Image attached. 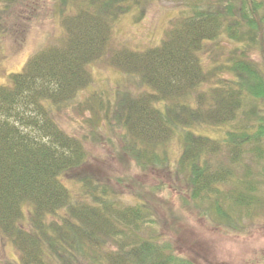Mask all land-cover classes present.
<instances>
[{"label":"trees","instance_id":"16d2710c","mask_svg":"<svg viewBox=\"0 0 264 264\" xmlns=\"http://www.w3.org/2000/svg\"><path fill=\"white\" fill-rule=\"evenodd\" d=\"M71 1L75 9L62 16V40L38 47L24 69L13 74L11 85L0 84L1 232L20 251L21 264H56L57 257L47 255L46 244L65 260L64 264L75 260V251L101 256V250L117 264H193L168 240L152 233L155 218L146 205L122 204L106 192L87 202L73 196L62 180L72 168L83 164L85 150L82 140L63 129L53 113L90 85L91 65L111 54L108 48L114 33L113 21L119 12L126 11L120 5L122 0ZM240 10L245 16L243 5L232 0L215 5L209 2L208 7L195 9L191 17L182 20L187 29L184 36L171 31L161 41L160 49L149 47L139 53L120 46L111 55L113 65L147 86L138 94L118 97L115 110L126 131L125 147L141 165L158 156L155 152L148 157L147 145L168 140L175 128L185 129L195 123H233L219 139L186 130L179 160L188 170L191 198H215L216 208L228 218L232 215L221 206L224 194L220 192L224 189L220 184L234 180L235 166L244 162L243 156L256 154V148L246 144L257 145L264 137L262 121L258 129L250 132L255 123L246 117V110L241 111L249 98H264V75L253 61L245 59L242 50L231 53L223 64L229 67L233 63L234 78L210 91L202 90L195 103L192 91H199L205 81L206 71L199 54L204 43L216 40L223 31L230 33V18L238 16ZM233 32L230 35L239 42L247 37L245 32L242 37ZM160 100L163 107L157 105ZM213 148H218L219 153L215 154ZM226 148L236 155L231 165L227 155L223 156ZM256 151L262 154L260 149ZM253 171L247 164L242 176L235 177L247 191L244 188V192L226 194L247 211L254 199ZM217 193L219 197H215ZM26 210L30 212L31 224L41 229L40 234L22 225ZM50 215L54 219L49 224ZM142 226L151 228V234L140 236L137 230Z\"/></svg>","mask_w":264,"mask_h":264},{"label":"rangeland","instance_id":"374dc122","mask_svg":"<svg viewBox=\"0 0 264 264\" xmlns=\"http://www.w3.org/2000/svg\"><path fill=\"white\" fill-rule=\"evenodd\" d=\"M224 1L227 0L121 1L120 5L126 11L117 12L113 21L114 33L108 48L111 54L91 65L90 85L79 90L69 104H61L53 113L63 129L82 140L85 150L83 164L72 168L63 175L62 180L73 196L87 202H92L97 194L106 192L107 196L122 204L146 205L153 212L156 224L153 230L139 227L138 234L143 237L155 232L193 264H264V137L257 145L248 142L246 147L256 148V154L243 156L244 162L235 166V172L240 176L247 164L254 169L252 181L255 187L251 191L254 199L250 210L239 207L226 197V194L243 191L244 188L247 191L242 183L235 180L236 174L234 180L228 179L220 184L224 189L220 192L224 194L220 199L221 206L232 215V218H228L216 208L215 198L203 201L191 198L188 170L179 164V160L186 130L219 139L233 123H195L185 129L175 128L168 140L147 145L148 157L155 152L158 156L147 165H141L125 147L123 133L126 131L116 115L119 111H115L118 97L127 93L138 94L147 86L113 65L112 52L120 49L117 48L120 46L130 47L137 52L149 47L160 49L161 41L171 31L177 32V36L187 33L182 20L191 17L195 9L208 7L209 2L215 5ZM242 1L232 0L243 5L245 16L240 10L238 16L231 17L233 29L230 33L223 31L216 40L206 41L199 52L206 77L199 91H192L194 103L202 90L210 91L211 87L235 77L231 70L233 63L223 67L233 52L239 54L243 50L245 59L253 61L264 75V0ZM74 5L71 0H0V84L11 85L13 74L24 69L38 47L62 40L65 34L62 16L74 11ZM233 31L238 37L245 32L247 37L240 38L239 42L231 36ZM197 101L200 102L199 99ZM162 103V100L157 101L158 106ZM245 110L249 113L246 117L255 123L249 128L250 132L258 129L260 121L264 124V98H249L241 108V111ZM213 149L215 154L219 153L218 148ZM259 149L262 154L256 151ZM226 155L231 165L232 157L236 155L227 148L223 156ZM237 155H241V152ZM220 193L215 197H219ZM53 215L48 218L49 224L54 219ZM26 216L21 220L25 229H33L40 234L41 229H36L29 221V210H26ZM46 246V251L49 250L47 255L57 257L56 264L65 263L49 244ZM101 251V256H95L93 252L75 251V260L68 263L117 264V260L113 263L104 256L105 250ZM49 257L47 259L50 260ZM0 262L21 264L20 251L1 229Z\"/></svg>","mask_w":264,"mask_h":264}]
</instances>
